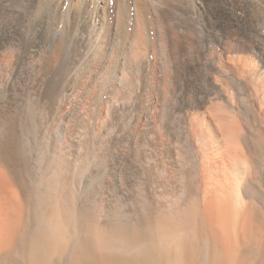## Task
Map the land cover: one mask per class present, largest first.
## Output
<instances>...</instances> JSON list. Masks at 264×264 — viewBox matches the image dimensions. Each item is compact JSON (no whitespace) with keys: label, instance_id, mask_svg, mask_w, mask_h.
<instances>
[{"label":"bare ground","instance_id":"1","mask_svg":"<svg viewBox=\"0 0 264 264\" xmlns=\"http://www.w3.org/2000/svg\"><path fill=\"white\" fill-rule=\"evenodd\" d=\"M0 264H264V0H0Z\"/></svg>","mask_w":264,"mask_h":264}]
</instances>
